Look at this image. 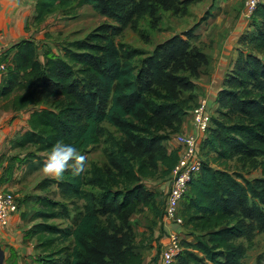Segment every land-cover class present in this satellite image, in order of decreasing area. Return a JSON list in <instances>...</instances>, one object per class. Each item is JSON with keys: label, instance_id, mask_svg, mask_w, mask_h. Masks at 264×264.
I'll return each instance as SVG.
<instances>
[{"label": "trees", "instance_id": "trees-1", "mask_svg": "<svg viewBox=\"0 0 264 264\" xmlns=\"http://www.w3.org/2000/svg\"><path fill=\"white\" fill-rule=\"evenodd\" d=\"M73 5H90L114 20L123 17L118 0H37L35 21L43 22L57 9L67 10ZM149 7L143 3L145 10ZM246 25L249 27L236 45V58L215 95L214 113L208 103L211 123L198 144L200 147L204 142L217 160L229 159L232 153L264 158V0L257 3ZM115 30L116 26L101 23L82 39L72 41L61 56L31 39L15 43L5 56L9 60L0 86V102L15 112L28 113V129L13 146L33 147L38 154L62 141L75 145L84 155L104 135L111 144L107 170L92 163L78 177L68 171L62 182L44 178L35 185L47 193L55 184L63 195L83 201L74 227H59L48 221L68 217L63 203L45 194L34 200L30 196L32 204H38L30 217L35 222L32 235L48 234L64 242L70 240L71 245L67 257L55 260L52 257L62 251L49 252L37 260L41 264H142L129 225V216L139 207L155 204V194L143 184L142 177L153 175L159 164L165 168L163 174L171 172L178 151H167L166 142L172 134L175 139L181 133L187 116L191 117L192 109L206 98L200 90L203 94L193 107L178 98L177 86L182 90L192 83L164 68L165 53L172 60L178 58L173 47L175 37L142 57L137 69L135 58L141 52L114 42ZM147 73L157 86L148 83ZM105 123L120 136L105 129ZM34 152L30 154L36 155ZM201 160L199 174L191 179L182 197V209V200L179 204L182 225H188L191 234H200L195 235V242L182 245L177 264H240L242 247L236 240L245 230L241 222L233 223V207L247 202L249 196L264 200V188L226 167L214 168ZM85 186L99 191L93 193ZM48 243L51 241L36 240V259L38 250H46Z\"/></svg>", "mask_w": 264, "mask_h": 264}, {"label": "rangeland", "instance_id": "rangeland-1", "mask_svg": "<svg viewBox=\"0 0 264 264\" xmlns=\"http://www.w3.org/2000/svg\"><path fill=\"white\" fill-rule=\"evenodd\" d=\"M118 1L123 12L120 21L100 15L90 5H73L63 11L57 9L51 16L52 27L49 31L54 40L55 53L63 55L65 48L72 41L82 39L101 23H109L116 26L112 36L114 42L125 43L141 52L135 58L136 68L139 69L142 57L151 54L158 44L175 37L177 40L173 47L179 53L178 58L172 60L165 53L163 60L166 65L164 68L176 76L186 78L190 84L192 83V87L182 90H180V86H177L178 98L190 107L197 104L200 95L203 94H200L203 84L210 85L215 78L213 74L226 64L223 59L225 58L224 53L230 51L232 43L238 42L243 31L249 27L246 25L249 23V18L244 17L246 0ZM144 2L149 4L148 10L143 8ZM146 80L150 85L157 86L151 73H147ZM207 81L209 83H206ZM211 125L213 128L214 124ZM103 127L116 137L120 136L112 126L105 123ZM173 137L174 134L170 136L168 142L172 143ZM165 146L167 151L173 150L167 145ZM110 148V141L104 135L98 145L84 153L87 160L86 168L89 169L90 164L94 163L99 168L107 170ZM198 151L205 164L214 168L226 167L229 172L242 175L259 189L264 188V182L261 181L264 180V158L262 156L250 158L232 153L229 159L219 158L220 160H217L216 153L208 151L204 142L200 144ZM38 154L37 162L40 166L36 176H32L30 181L27 180L28 183L32 182L30 185L32 187L46 178L42 173V167L47 152H38ZM221 162L223 163L220 165ZM164 169L159 164L153 175L142 177L143 184L155 194L154 206H141L129 216L130 234L136 251L142 254L143 260L148 261V264L160 261V255L166 242L167 228L162 220V211L168 194L164 188L165 182L171 180V176L170 173L163 174ZM84 188L93 193L99 191L91 186ZM30 193L33 200L35 196L45 194L51 199L63 203L67 208L68 217L49 220L50 224L72 228L82 213L83 201L63 195L61 189L57 188L55 184L50 185L47 193L36 188L32 189ZM184 202L185 197L180 204V209ZM34 206L37 208V202ZM233 208L235 211L233 223L241 222L245 230L244 235L236 240V243L242 247L240 264H264V200L249 196L247 202L236 203ZM159 211L160 213H157ZM179 232L184 247L187 246V243L195 242V235L200 234L199 232L191 234L186 224L179 227ZM55 238L48 234L36 235L37 242L50 240L51 243L46 245V250H38V259H35L34 264H41V261L37 260L49 252L62 251L60 255L52 257L55 260L69 255L70 240L64 242ZM174 264H177V261Z\"/></svg>", "mask_w": 264, "mask_h": 264}, {"label": "crops", "instance_id": "crops-1", "mask_svg": "<svg viewBox=\"0 0 264 264\" xmlns=\"http://www.w3.org/2000/svg\"><path fill=\"white\" fill-rule=\"evenodd\" d=\"M36 1L0 0V66L4 65V69H0V86L4 80L5 68L8 66L9 58L5 56L15 43L23 39H31L41 48L56 52L52 34L49 32L52 27L51 15L45 21L37 23ZM236 45L237 42H233L230 51L224 53L223 59L226 64L213 74L215 76L214 80L212 78L213 84L202 86L213 113L216 108L215 95L221 87L223 75L236 58ZM208 81L206 83H209ZM3 104L0 102V193L11 192L14 205L10 211L8 224L0 227V264H34L36 236L32 235L31 227L35 222L30 218L34 205L29 198L30 191L35 186L34 188L30 186L32 182L28 183L27 180L30 181L32 176H36L40 166L37 162L39 158L36 156L39 154L34 152L33 147L13 146L17 137L28 129V113L15 112L11 108L4 107ZM181 133L195 134L190 116L185 119ZM166 145L179 153L174 137L173 142H166ZM31 151L36 155H31ZM170 182L171 180L165 182L164 188L167 192L170 189ZM165 227L167 230L179 231L180 226L165 223ZM142 264H148V261L143 260ZM151 264H161V262L156 261Z\"/></svg>", "mask_w": 264, "mask_h": 264}, {"label": "built area", "instance_id": "built-area-1", "mask_svg": "<svg viewBox=\"0 0 264 264\" xmlns=\"http://www.w3.org/2000/svg\"><path fill=\"white\" fill-rule=\"evenodd\" d=\"M260 0H246L244 17L250 18L257 3ZM4 69V65L0 66ZM191 122L195 134H176L175 142L179 147L178 160L171 170L170 189L164 209L163 223L182 225L179 216V204L183 195L188 190L189 182L202 167V160L198 153V144L208 132L211 123V111L206 98L200 99L198 105L191 111ZM14 205V197L11 192L0 193V227L8 224L9 215ZM165 245L160 255L162 264H174L177 256L183 250L181 244V233L178 230H167Z\"/></svg>", "mask_w": 264, "mask_h": 264}, {"label": "clouds", "instance_id": "clouds-1", "mask_svg": "<svg viewBox=\"0 0 264 264\" xmlns=\"http://www.w3.org/2000/svg\"><path fill=\"white\" fill-rule=\"evenodd\" d=\"M86 170V157L79 149L69 143L56 142L47 152L42 173L46 178L56 182L65 179V173L70 171L73 177H78Z\"/></svg>", "mask_w": 264, "mask_h": 264}]
</instances>
